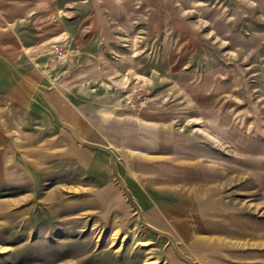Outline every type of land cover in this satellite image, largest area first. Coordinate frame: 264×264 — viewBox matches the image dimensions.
Here are the masks:
<instances>
[{
  "label": "rangeland",
  "instance_id": "obj_1",
  "mask_svg": "<svg viewBox=\"0 0 264 264\" xmlns=\"http://www.w3.org/2000/svg\"><path fill=\"white\" fill-rule=\"evenodd\" d=\"M241 1L26 2L0 264H264V0Z\"/></svg>",
  "mask_w": 264,
  "mask_h": 264
},
{
  "label": "crops",
  "instance_id": "obj_2",
  "mask_svg": "<svg viewBox=\"0 0 264 264\" xmlns=\"http://www.w3.org/2000/svg\"><path fill=\"white\" fill-rule=\"evenodd\" d=\"M28 0H2L0 1V60L2 55V48L3 46L6 47V55L8 58V62L3 63L0 61V95L7 94L10 99L13 102V105L18 100L17 94L20 93H35L37 92V85H36V79L37 75L36 73L30 69L27 68H19L15 64V62L12 60V58H15L18 56V49L24 48V43H26V40L28 39V35L30 36L31 25L32 20L29 19L30 11L28 12L27 2ZM88 0H85V2ZM203 1V0H200ZM255 0H242L239 5L236 7V9H239V11H242L244 9V6L242 7L243 3H247V5H251L254 3ZM207 3V10H212L211 6L213 4L217 5V0H205ZM3 4V5H2ZM189 5L192 6L193 2L190 1ZM203 5V3H202ZM210 6V7H208ZM10 27L9 34L12 36L6 38H2L3 35V29L8 34V28ZM12 31V32H11ZM6 35V34H5ZM17 38V40H15ZM25 40V41H24ZM17 42V44H16ZM28 43V42H27ZM50 92V91H56V89L51 90H42L41 92ZM59 91V90H58ZM64 91V90H60ZM7 96V98H8ZM9 99V98H8ZM16 106V105H15ZM15 110V113L11 114L9 117L6 114V123L5 127H1L0 131H3L6 128H14L13 126V119L18 114ZM7 125V126H6ZM50 126V124H49ZM54 202V201H53ZM53 206H57L54 205ZM53 206H51L53 208Z\"/></svg>",
  "mask_w": 264,
  "mask_h": 264
},
{
  "label": "built area",
  "instance_id": "obj_3",
  "mask_svg": "<svg viewBox=\"0 0 264 264\" xmlns=\"http://www.w3.org/2000/svg\"><path fill=\"white\" fill-rule=\"evenodd\" d=\"M53 51H54L56 54H62V53L60 52V48H59L58 45H53Z\"/></svg>",
  "mask_w": 264,
  "mask_h": 264
}]
</instances>
